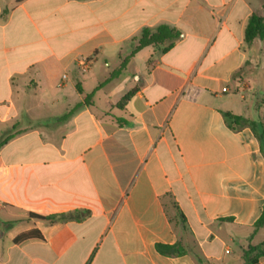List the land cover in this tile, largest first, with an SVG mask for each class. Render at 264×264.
I'll list each match as a JSON object with an SVG mask.
<instances>
[{"label":"crops","instance_id":"crops-1","mask_svg":"<svg viewBox=\"0 0 264 264\" xmlns=\"http://www.w3.org/2000/svg\"><path fill=\"white\" fill-rule=\"evenodd\" d=\"M263 4L0 0V264H241L264 239V158L225 113L264 121V48L244 40ZM158 25L181 37L97 88Z\"/></svg>","mask_w":264,"mask_h":264},{"label":"trees","instance_id":"trees-1","mask_svg":"<svg viewBox=\"0 0 264 264\" xmlns=\"http://www.w3.org/2000/svg\"><path fill=\"white\" fill-rule=\"evenodd\" d=\"M181 37V32L173 27H169L167 25H158L157 27L151 29L148 27H144L140 30L139 34L133 37L131 40L133 41L130 53L121 61L120 66L113 70L109 76L104 80L106 82L110 78L117 76L122 68L126 66L128 59L132 57L138 50L141 48L151 45L156 49L165 51L173 46V44ZM258 38L262 41L263 48H264V4H263V14H251L246 22L244 28V40L246 43H250L253 39ZM103 82V83H104ZM103 83H100L101 86ZM68 113L63 115L62 117L58 118V120H64L67 118ZM225 117L227 123L230 125H247L253 131L255 137L259 141L260 151L264 158V121L262 120H255L245 118L240 115H235L232 113H225ZM12 135H8L5 139L2 140L1 143H4L6 140L11 138ZM81 215H84L82 211H76L72 217L79 218ZM37 218L45 219L49 222H55L59 219H63L66 217L64 214H52V215H31ZM264 225V206L261 210L259 217L254 222V228ZM32 238H42L41 233L36 229H30L23 232L18 233L14 238V242H21ZM157 249L168 252V249L171 247H175L174 245L168 246L163 244H156ZM176 248L177 253L183 252V250ZM264 255V239L257 243V244H250L245 249H243L241 257L242 263L241 264H252L257 261L260 256ZM196 259L200 264H208L205 260L196 255Z\"/></svg>","mask_w":264,"mask_h":264},{"label":"rangeland","instance_id":"rangeland-1","mask_svg":"<svg viewBox=\"0 0 264 264\" xmlns=\"http://www.w3.org/2000/svg\"><path fill=\"white\" fill-rule=\"evenodd\" d=\"M257 43H259V44H261V42L259 41V40H257ZM259 78H260V81L262 80V83H263V81H264V70L263 71H261V73L259 74ZM105 80V79H104ZM104 80L103 81H101V83H103L104 82ZM4 135H1L0 137H3ZM227 262L229 263V264H240V262H241V258H240V253H239V251H236L235 253H232V254H230V255H228L227 256ZM219 264H224V263H219Z\"/></svg>","mask_w":264,"mask_h":264},{"label":"built area","instance_id":"built-area-1","mask_svg":"<svg viewBox=\"0 0 264 264\" xmlns=\"http://www.w3.org/2000/svg\"><path fill=\"white\" fill-rule=\"evenodd\" d=\"M225 88H223V90H224ZM226 251H228V250H226Z\"/></svg>","mask_w":264,"mask_h":264}]
</instances>
